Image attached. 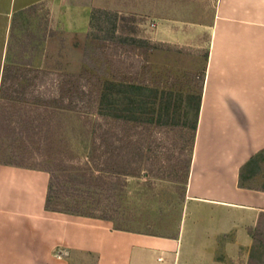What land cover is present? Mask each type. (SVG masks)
<instances>
[{
  "label": "crops",
  "instance_id": "crops-1",
  "mask_svg": "<svg viewBox=\"0 0 264 264\" xmlns=\"http://www.w3.org/2000/svg\"><path fill=\"white\" fill-rule=\"evenodd\" d=\"M108 2L115 0H0V25L36 4L53 19L73 15L86 24L88 9ZM209 11L187 35H206V56L175 232L45 208L48 172L0 161V264H228L248 250L247 228L264 210V191L238 178L264 149V0H213Z\"/></svg>",
  "mask_w": 264,
  "mask_h": 264
},
{
  "label": "rangeland",
  "instance_id": "rangeland-1",
  "mask_svg": "<svg viewBox=\"0 0 264 264\" xmlns=\"http://www.w3.org/2000/svg\"><path fill=\"white\" fill-rule=\"evenodd\" d=\"M211 1L115 0L113 4L107 3L111 4L107 9L115 10L124 17L133 16L134 22L127 21L123 30L129 33L131 31L127 29L132 28V34L157 44V48L144 54L135 50L140 54L138 57L134 54L133 57L141 61L132 63L139 70L146 64L151 70V76L146 77L150 81H158L153 76L162 74L163 79L160 78L159 84L163 85L166 81L165 85L170 86L176 109L180 111L186 98L184 92L196 82L192 74L198 75L204 62L206 35H187L195 31L193 20L209 18ZM93 9H88L87 23L81 24L73 15L64 18L57 15L53 19L43 6L36 4L13 14L6 27L0 25V81L3 66L6 64L7 67L0 91L2 117L18 118L29 111V118L37 115L38 120L44 122L40 131L46 136L41 140L36 139V136L26 139L20 135L18 128L0 122V161L40 167L55 163L59 157L68 160L69 149L74 150L73 156L75 153L81 157L86 153L90 139L89 117L85 119L66 111L54 113L47 103L34 107L30 102L31 95L22 94V91L26 92L24 86L32 83L29 79L31 75L24 77L23 72H20L25 69V64L41 72L65 74H77L83 67L88 70L100 67L102 42L99 39L106 35L101 28L109 26L102 22L101 17L94 19L90 26ZM68 11L71 13L72 10ZM120 23L117 21V31H120ZM184 36L187 37L185 40ZM103 43L105 49L107 43ZM136 76L143 77L139 73ZM159 146L157 157L164 168L169 152L172 154L173 149L169 146V151L165 150L162 143ZM54 155L57 157L54 158ZM164 170L168 172L166 168ZM184 181L183 176L151 177L141 171L138 175L121 178L111 198L100 199L97 206L105 210L114 227L169 235L175 232L182 215ZM241 181L252 186H264V149L256 152L243 167ZM53 189L56 190V186ZM259 251L261 247L256 245L254 249L250 245L248 250H238L228 264H246L249 255L257 256Z\"/></svg>",
  "mask_w": 264,
  "mask_h": 264
},
{
  "label": "trees",
  "instance_id": "trees-1",
  "mask_svg": "<svg viewBox=\"0 0 264 264\" xmlns=\"http://www.w3.org/2000/svg\"><path fill=\"white\" fill-rule=\"evenodd\" d=\"M99 17L109 26L101 28L106 35L99 39L102 42L100 67L91 70L83 67L77 74H65L41 72L25 64V69L20 73L23 72L24 77L31 75L29 79L32 83L24 86L26 92L22 91V94L31 95L30 102L34 107L47 103L54 113L66 111L85 119L89 117L87 122L90 139L86 153L81 157L75 153L73 156L74 150L69 149L68 160H61L58 156L59 160L55 163L40 166L48 172L44 207L109 219L105 210L98 208L97 204L111 198L115 187L123 183V179L120 182L121 178L138 175L141 171L151 177L186 178L203 71L198 75L192 74V79H196V82L191 87L186 86L188 88L184 92L186 98L182 111L176 109L172 98L173 90L165 85L166 81L163 85L159 84L163 75L153 76L158 81H150L146 77L151 76V70L146 64L142 65L141 70L134 64L141 61L139 58L135 59L134 54L138 57L141 52L144 54L157 48V44L132 34V28L127 29L131 31L129 33L123 30L127 21L134 22L132 15L124 17L113 10L95 8L91 14L90 26ZM117 21L121 22L120 31L116 30ZM104 41L107 43L105 49ZM205 56L206 53L204 58ZM6 68L5 64L0 91L5 81ZM138 73L143 77H137ZM28 112L13 118L2 117L0 110V122L18 128L20 135L26 139L34 136L38 140L45 139V134L40 131L44 122L38 120L37 115L29 118ZM161 143L165 150L169 151V146L173 149L164 164L168 172L162 168L161 159L157 157ZM238 183L264 191V186L245 184L241 178H238ZM54 186L56 190L53 189ZM247 233L251 237V248L254 249L256 245L261 247V251L257 256L250 254L246 264H264V210L258 214L255 224L247 228Z\"/></svg>",
  "mask_w": 264,
  "mask_h": 264
}]
</instances>
